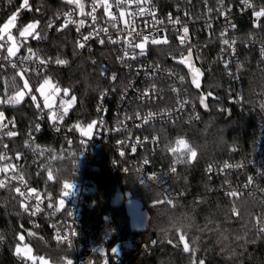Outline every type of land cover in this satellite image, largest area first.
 <instances>
[{
	"label": "trees",
	"instance_id": "obj_1",
	"mask_svg": "<svg viewBox=\"0 0 264 264\" xmlns=\"http://www.w3.org/2000/svg\"><path fill=\"white\" fill-rule=\"evenodd\" d=\"M1 1L0 26L22 3V0H12L11 3L8 0ZM29 2L32 10L21 12L17 26H26L39 20L38 31L46 38L37 41L29 36L25 46L35 48L43 56L66 59L70 64L67 68H51L32 73L29 80L33 91L43 82L44 77L50 78L61 89H69L70 96L75 95L77 98L76 104L69 109L66 120L91 121L97 113L101 93L109 86L104 77L103 62L106 55L97 47L94 51L80 55V49L76 46L79 33L75 25L57 33L47 32L48 21L75 5H68L65 0ZM37 8L40 11L37 12ZM240 20L239 27L244 31L243 36L254 31L248 17ZM12 31L20 42H25L24 37H19L16 28ZM216 46L217 43H209L205 40V35L201 34L197 47L192 50L196 68L202 73L199 89L192 84L188 68L177 63L179 52L184 48L174 41L154 47L153 58L156 61L176 67L187 78L190 97L200 110V119L195 122L178 120L151 125L145 130L160 137L161 148L148 154L155 166L162 165V174L169 164L185 153V150L180 149L178 139L187 141L197 149V156L190 163L175 164L177 172L167 183H163V176H160L156 181L140 184L134 172L126 174L116 169L111 164L108 152L101 154L99 160H94L98 169L89 167L84 171L80 168L81 159L68 149L63 134L53 131L49 125L43 126L35 144L27 148L26 132L37 119V108L29 95L21 103L6 108L8 115L15 118L19 130L16 143L11 147L13 152H25L24 169L30 181L35 186L42 184L43 171L49 167L55 172L57 187L82 173L93 178L98 187V204L85 212L83 239L111 234V247L117 243L122 244L129 238L140 237L141 243L131 253L129 264H193V260L195 264H199L200 260L204 264H264V238L252 242L256 232L252 227L254 218L260 217L264 220V197L249 194L231 197L224 192L226 182L234 184L244 175L238 171L211 179L208 171L209 166L214 163L248 161L258 144L256 116L232 99L229 78L216 52ZM241 51L246 64V70L241 72L243 91L251 99L256 90L264 88V73L256 67L258 52L255 48L244 47ZM197 56L200 58L197 59ZM16 74L17 71L13 69H0V89L6 86L8 95L16 90L11 86L13 77L16 85L22 87L23 81ZM208 92L212 95L207 96L208 107L205 108L200 105L198 97ZM170 148L176 151L172 152ZM262 184L264 185V177ZM10 187L12 191L8 187L0 188V235L3 236L0 264H33L26 260L18 261L15 257V246L21 234L33 246L36 254L54 264H63L65 256H76V245L56 240L45 223L35 226L28 213L20 207L18 201L22 198L14 192L16 185L11 183ZM118 190L126 198H137L142 202L148 213V221L143 229H132L125 203L120 206L113 205V198ZM169 194L173 195L172 205L156 203L158 199ZM233 207L238 210L239 215L232 213ZM177 228L180 229L179 232ZM29 232L35 235L29 236ZM183 233L187 234L185 240L190 248L196 249L194 257L183 251L184 241L180 240ZM237 236L242 239L237 240ZM153 241L156 243L153 244ZM142 244L146 246L142 247ZM103 262L102 256L98 255L95 264H104Z\"/></svg>",
	"mask_w": 264,
	"mask_h": 264
},
{
	"label": "built area",
	"instance_id": "obj_2",
	"mask_svg": "<svg viewBox=\"0 0 264 264\" xmlns=\"http://www.w3.org/2000/svg\"><path fill=\"white\" fill-rule=\"evenodd\" d=\"M251 2L254 4L255 9L257 10L264 6V0H251ZM84 3L85 12L90 11L91 0H86ZM153 3L157 19L165 21V23L159 27L167 29L169 43L171 44L174 41L177 45L184 48V50L179 52V57L177 58L181 57V53L187 55V48L180 44L177 37V32L175 31V29H180V35H182L181 24L173 25L167 23V17L169 14H171L173 18L179 17L181 23L188 26V41L192 46V50L197 47L201 34L205 35V40L209 41V43L211 41L217 43L216 52L219 54L222 66L228 75L232 99L244 109L251 111V113L256 116L258 144L255 149V153L248 161H226L232 165L241 164L243 165L242 167L223 169L224 162L214 163L211 165L212 171L209 172V174L212 179L219 177L220 175L224 176L229 173H236L240 171L244 176L241 179H238L239 182L234 184L226 182L224 186V192L228 194L235 191V196L249 194L250 196L263 198L264 185L262 184V180L264 177V110L261 109L260 105L264 103V88L262 90H256L253 98L251 99H248L246 93H244V82L242 80L241 72L246 70V64L245 59L242 56L241 48L247 47L256 49L258 52L256 67L264 73V57L261 56V48L264 47V17L260 18L258 22L259 26H255L253 8H246L241 3V0H224L223 8L218 5L217 0H208L207 6L205 5L204 0H153ZM208 7L213 9L211 13L208 12ZM1 9L2 1L0 0V13ZM229 9L230 11H227ZM128 10L135 11V5H132ZM112 11L118 15L115 7L112 9ZM220 11H226L227 16L220 15ZM78 12L79 9L76 10V13H74L72 18L77 21L80 19H86V24L80 29L77 40L80 39L81 34H87L91 30L89 25L92 24L90 17L81 16L78 14ZM186 12L188 15H185ZM63 13L59 14V19H52L55 21L56 26L53 28L46 27L48 33L52 31L55 33L59 32L56 30V28L59 27L65 19ZM96 15L100 18L97 20L96 25H92L93 27H109V25L105 23L108 18L104 16L102 7L99 8ZM244 17H248L250 19L249 23L251 29L254 30L249 32L247 36H243L242 33L244 31L239 27V24L241 23L240 19ZM130 19L132 18L126 15L123 19L119 20V26L124 27V20ZM135 21L138 30L144 29L145 21L151 22V17L147 15L144 17H135ZM209 23L211 24V28L206 26ZM232 24L235 25V28L230 26ZM69 26L74 25L70 24L67 27ZM149 30L154 31V29ZM109 31L112 33L114 38H117L115 29L109 27ZM222 32H226V35L223 37L221 36ZM12 33L14 36H16L13 31ZM160 35H164V33H161ZM223 39H229L230 41L235 40L236 42L232 48H229L228 45H224L222 43ZM36 40L42 41L45 40V38ZM0 43H4V41H0ZM10 43L11 42H9V44ZM89 43L90 50L89 48L80 49V55L88 51H94L96 50V47L102 49L103 53L106 55L103 62L104 77L107 79L109 86L103 90V92H107V95L102 96L103 92L101 93L96 108L97 113L91 121H85L82 119L68 121L66 120V116L65 119L59 123V132L63 134L67 142L68 149H71V153L81 159L82 165L80 168L84 169V171L89 167L92 169H98V164L94 162V160H99L101 154L108 152L111 164L123 173L129 174L134 172L137 174L140 184H146L150 181H153L148 179V177L152 174H156L157 179L160 176H163L162 182L167 183V181L171 180L173 175L176 174L177 167L175 165L176 172L172 173L169 170L173 164L172 163L169 164L163 174L160 172L162 165L155 166L148 154L151 151L154 153L157 149L161 148L160 137L158 134H150L145 132V130L151 125L172 123L178 120L195 122L200 119V110L196 102L190 97L187 88V78L178 69H176V67L167 63H161L153 58V53L155 51L154 47L157 45H151L149 43L147 45L146 56L139 57L136 60H128L127 64L130 66H125L117 59V56L122 54L120 49L123 47V40L121 41V44L117 45L107 42L104 45H100L95 40H92ZM28 47L31 46L20 47L17 57L10 58L11 62L17 63V68H13L11 66V62L3 58L7 54L6 50L0 51V65H2L0 66V69H13L18 72L20 69L19 57L30 55L27 51ZM31 48L34 52L38 53L35 48ZM136 51L138 52L139 49H136ZM38 55L42 59L51 58L52 61L55 60L51 56H43L39 53ZM225 62L228 64L227 68L225 67ZM69 65V63L66 65H58L54 62L41 65L39 60L33 57L32 59L23 63V67L29 69V72L24 78L29 80L30 75L37 71H45L51 68H67ZM238 65L243 66L239 71H237ZM138 69L139 74H137ZM113 72H115L118 76V79L115 82L108 78ZM169 72H173L175 75L169 76ZM179 76L185 77L183 82L179 80ZM152 83H155L156 85L155 97L151 100L147 98L143 100L137 99V89L142 90ZM173 88L180 89L181 91L179 93L174 92L172 90ZM6 90V86L0 89V99L7 98L8 94ZM65 97L67 96L61 95V92L58 94L59 100L55 105H53L51 110L52 112H61L62 114V110L59 109L58 106L60 100L64 99ZM181 98L189 101L184 105L182 111L177 110L179 108L177 101ZM39 103L42 104L41 106H43L41 101ZM13 105L17 104H0V111L4 113L3 122L8 123V127L6 129L0 130V152L5 153L8 157V159L0 161V167H2L4 164L18 165V171L23 172L24 179L27 181L28 187L35 188L41 193V198L44 202L40 206L44 210L34 216L28 213L31 221L35 224V226L45 223L56 240H58V235L61 237L67 236V241H64L63 243L76 245V256H65L63 264H67L68 260H71L72 264H95L98 255L102 256L104 259V264H129L131 260V253L136 251V249L139 247V244L141 243L140 237L129 238L122 244L117 243L111 247L109 246L111 234L103 235L102 237H88L83 239L82 226L85 212L88 209H93L98 204L96 198L98 187L93 178L85 173L79 174L77 177L70 178L69 180L65 181L73 185L72 188L65 190L63 185L60 187L55 185L56 175L53 168L49 167L43 171L44 181L42 184L35 186L30 181L28 173L24 169L26 164V159H24L25 152H13L11 147V145L16 143V138L19 134L15 118L9 116L6 110V108ZM101 107L103 110L99 111L98 108ZM44 112V119H40V112L38 111L37 119L26 132L27 136L25 137V141H28L29 145L27 148L35 144V140L42 132L43 126L49 125L53 131H56L52 121L47 118V113L49 110L45 109ZM137 112L141 114V117L146 116L148 112H154L158 115L150 120L149 123L144 124L142 119L136 118L135 114ZM166 112L169 114L159 115L160 113ZM126 116H130L132 118L125 119ZM196 116H199V119H196ZM101 118L105 122L104 125L101 127H94L91 137L82 134V132L87 130V125L89 123H91L93 120H98ZM10 121L14 123H9ZM118 121L124 122V124L127 126L126 130L123 128L121 131L114 130L117 127H121ZM77 122L82 125V129L80 131H69L71 126ZM36 124L40 125L39 131L35 130ZM137 125L140 126L137 127ZM9 130L16 132L17 135L14 137H8L4 133ZM145 137L148 139L145 140ZM153 137H156L157 139L153 141ZM137 139L143 141V143L136 144ZM119 141H125L123 147H121V145L118 143ZM134 144L136 145L135 152L131 150V145ZM4 145H7V148H4ZM121 151L125 153L124 156L120 155ZM18 153L21 154V156L19 159H16V155ZM145 158L149 160L148 164H143V160ZM125 169H127V171H125ZM137 169H139V171H137ZM49 172L53 174L52 180L48 179ZM0 175L2 179H5L6 176H12L13 172L11 170H9L8 173L0 172ZM249 177L253 178V183L250 185L248 184ZM141 181H143V183ZM11 183L15 184L16 186H20L19 181L17 180H13ZM245 185L248 186L245 187ZM21 190L24 191V188L21 187ZM64 191H67L69 194L66 196L63 195ZM47 194L51 195L54 206L60 208V210L56 211L54 215L51 214L53 209H49L47 207L49 203V200L45 198ZM168 196L173 199L172 194H169ZM127 199H131L134 206L139 205L141 208H143L142 202L139 199L132 197L126 198V195H124L123 204ZM60 200H63L62 205H60ZM35 203L36 201L33 199L29 206L34 205ZM127 212L130 216L131 211L127 209ZM132 221L133 220H131V226L133 230L143 229L147 224L148 215L144 220L145 226L142 228L135 227ZM73 233L75 234L73 235ZM2 242L3 240H0V245ZM145 246V244H142V247ZM113 248L117 249L116 253L112 252ZM99 249H103V252H100ZM15 257L18 261H22L16 255V253Z\"/></svg>",
	"mask_w": 264,
	"mask_h": 264
},
{
	"label": "snow or ice",
	"instance_id": "obj_3",
	"mask_svg": "<svg viewBox=\"0 0 264 264\" xmlns=\"http://www.w3.org/2000/svg\"><path fill=\"white\" fill-rule=\"evenodd\" d=\"M9 3L12 2V0H8ZM65 3L68 5H75L74 8L69 9V11L63 13V16L65 17L63 23L56 28L57 31H62L64 28H66L68 25H76V31L79 33L80 29L83 28L86 24V19H80V20H75L73 19L74 13H76V10L79 9L78 14L81 16L85 17H90L92 24L89 25L90 31L87 34H81L80 39L76 41V46L78 49H85L89 48L90 50V41L95 40L97 43L100 45H104L106 42L117 45L121 44V41L123 40V47L120 49L121 55L117 56L118 61L121 64H124L125 66H130L127 64L128 60H136L139 57L146 56L147 55V45L150 43L151 45H167L169 43V39L167 36V29L159 27L160 25H163L165 21L157 19L156 12L154 9V3L153 0H91L90 3V11L85 12V3L83 0H65ZM205 5L207 6L208 0H204ZM218 5H220L221 8L224 6V0H217ZM241 3L246 7V8H253V16L255 17L254 24L255 26H259V20L261 17H264V6L260 7L258 10L255 9L254 4L251 2V0H241ZM132 5H135V11H129L128 9L131 8ZM147 6V7H145ZM103 8V14L106 16L108 19L105 21L106 24L109 25L112 29H115L116 31V37L114 38L112 33L109 31V27H93L92 25H96L97 20L100 18L96 15L97 11L99 8ZM115 7V9L118 12V15L115 14L112 9ZM23 10H32V5L30 4L29 0H22V3L19 5V8L16 9L15 12H13L7 19L5 23H3L2 26H0V41H4V43H0V51H5L6 50V56L3 58L5 60H10V58L17 57V54L20 50V47L25 46L26 40L28 36H31L33 39H41V38H46L45 36H42L41 32L38 31V28L40 27V21L39 20H34L33 22L28 23L26 26L18 27L17 26V20ZM36 11H40L39 8L36 9ZM213 9L211 7H208V12L211 13ZM227 11H230L227 10ZM129 16L132 19L130 20H124V27L119 26V20L123 19L125 16ZM145 15L151 17V22L145 21V28L144 29H139L137 28V24L135 21V17H144ZM185 15H188L186 12ZM220 15L227 16L226 11H220ZM59 15H57L56 19H59ZM167 23L169 24H181L182 27V35H180V29H175L177 32V37L179 39V42L181 45L185 46L187 48V55L184 53H181V57L177 59L176 57H173V59H177V63L179 64H184L186 67L189 68L190 73L192 74V84L195 85L197 89L200 88V83L198 77L202 75L200 72L199 68H196L194 64H192L191 57H192V46L190 45L188 41V36H189V28L187 25H184L181 23V20L179 17L173 18L171 14L167 17ZM55 21L50 20L48 21L46 27L47 28H53L55 27ZM208 28H211V24L206 25ZM232 28H235V25L232 24L230 25ZM16 28L17 33L19 37H24L25 42L22 43L17 40V37L14 36L11 33V29ZM149 29H154V31H150ZM161 33H164V35H160ZM103 34V35H101ZM226 32H222L221 36H225ZM9 42H11L9 44ZM235 40H229V39H223L222 43L224 45H228L229 48H232V46L235 44ZM136 49H139L137 52ZM27 51L30 55L28 56H22L19 57L20 60V69L17 72L16 75H18L21 80L23 81L22 87H19L15 83V77H13V84L11 85L15 90L14 94L7 95L6 99H0V104H19L21 101L24 99L25 95H29L31 97L32 102L34 103L35 107L37 110L40 112V119H44L45 117V109H48L49 112L47 113V118L52 121L53 126L55 127L56 131H60V127L58 126L60 122H62L65 117L68 115V111L70 108H72L75 103H76V97L74 95L70 96V90L67 88L61 89V87L58 84H54L52 80L48 77L43 78V82L39 84L35 88L36 92H39L41 95L44 94V88L45 86H48L51 88L53 94H59L61 91L63 92L64 96H70L69 99H61L59 103V109L62 110L61 112H52L53 104L49 102V96H44L43 99V106L39 102H37V97L36 95L33 94V89L30 86L29 80L25 79V75L29 72L28 68L23 67V63L25 61H28L35 57L37 60H39V63L41 65H46L47 63L54 62L58 65H66L68 61L66 59H62L60 57H56L54 61L49 59H42L38 53L34 52L31 47L27 48ZM223 51V49H222ZM261 56L264 57V47L261 48ZM197 59L200 57L197 56ZM95 63V61H93ZM2 66V65H0ZM11 66L13 68H17L18 65L15 62H11ZM225 67H228L227 62H225ZM243 66L238 65L237 66V71H239ZM103 74V73H102ZM137 74H139V69L137 70ZM175 73L169 72V76H173ZM111 81L115 82L118 79V76L115 72H113L109 77ZM185 79L184 76H179V80L183 82ZM131 86V85H129ZM27 90V91H25ZM174 92L179 93L181 90L177 88L172 89ZM7 91V90H6ZM138 96L136 97L137 99L143 100L145 98L151 100L155 97L156 95V85L155 83L150 84L148 87L140 90L137 89ZM107 95V92H103L102 96ZM212 93L208 92L206 95L205 94H200L198 99L200 105L203 107L207 108L208 105L206 103L207 96H211ZM178 104L179 108L177 110L182 111L183 107L185 104H187L189 101L185 99H178ZM261 109L264 110V103L260 105ZM99 111H102V107L98 108ZM169 113H160L159 115H167ZM158 114L154 112H148L146 116L141 117V114L137 112L135 114L137 119H142L144 124L149 123L150 120L155 118ZM132 117L126 116L125 119H131ZM196 119H199V116H196ZM4 113L0 111V130L6 129L8 127V123H4ZM9 123H14V122H9ZM104 120L98 119V120H93L91 123L87 125V129L90 131L94 127H101L104 125ZM118 123L121 125V127H117L114 129L115 131H121L122 128L126 130L127 126L124 124L123 121H118ZM140 125H137L139 127ZM82 129V125L77 122L76 124L72 125L69 131L72 130H77L80 131ZM35 130L39 131L40 130V125L36 124L35 125ZM8 137H14L17 135L16 132L14 131H7L4 133ZM84 135H88V132H82ZM145 140L148 138L145 137ZM153 141H155L157 138L153 137ZM121 147L124 146L125 141H119L118 142ZM143 141L137 139L136 144H142ZM177 143L180 145H183L185 149V153L182 156H178L176 160L173 161L172 166L170 167V171L172 173L176 172V167L175 164L177 163H190L192 160H194L197 156V149L194 146L189 145L185 140L183 139H178ZM25 145H28V141H25ZM4 148H7V145L3 146ZM38 147V146H37ZM131 150L133 152L136 151V145H131ZM172 152H175L176 149H169ZM121 156H124L125 153L123 151L120 152ZM21 154L16 155V159H19ZM8 157L6 156L5 153L0 152V161L6 160ZM149 160L145 158L143 160V164H148ZM243 165L241 164H236L232 165L229 164L228 162H224L223 164V169H229L232 167H242ZM19 166L14 165V164H4L2 167H0V172L2 173H8L9 170L13 172V175L10 177H7L5 179H0V188H5L8 187L10 191L13 189L10 187L11 181L17 180L19 181L20 186L14 187V192L19 195L21 200H19L20 207L23 209L24 212L29 213L30 215L34 216L37 213L42 212L44 209L41 208V204L44 202L43 199L41 198V193L37 191L35 188H29L27 181L24 179V174L22 171H18ZM222 169V170H223ZM127 171V169H125ZM139 171V169H137ZM209 172L212 171V166H209L208 169ZM48 179L52 180L53 179V174L51 172L48 173ZM149 180L156 181L157 177L156 174H152L151 176L148 177ZM143 183V181H141ZM253 183V178L249 177L248 178V184ZM248 185H245L247 187ZM21 187L24 188V191L21 190ZM73 185L70 183L65 182L63 184V188L65 190L72 188ZM69 193L67 191L63 192V195H68ZM228 195L235 196L236 192H230ZM16 197H13L15 199ZM46 199L49 200V203L47 207L49 209H53V212L51 213L52 215L55 214L56 211H59L60 208L54 206L52 203V197L50 194H47L45 196ZM35 200L36 203L34 205L29 206L30 202L32 200ZM156 203H167L169 205L173 204L172 198L170 196H164L162 199H158ZM63 204V200H60V205ZM233 214L239 215L238 210L233 207L231 209ZM70 215V213H69ZM252 227L256 229L255 232V237L252 240V242H255V239L258 238H264V220H261L260 217H255L254 222L252 223ZM177 231L179 232L180 229L177 228ZM75 233H73L74 235ZM29 236H34L35 233L29 232ZM187 234L183 233L180 235V240L184 241L183 245V251L186 253H191L192 256H195L196 249L190 248L189 243L185 240V236ZM247 235V233H245ZM57 239L59 242H64L67 241V236L61 237L60 235L57 236ZM227 239V237H225ZM237 240L242 239V237L237 236ZM0 240H3V236L0 235ZM19 241H24V236L19 235L18 237ZM153 244L156 243V241L152 242ZM171 243V241H169ZM195 241H193V244ZM100 252H103V249H99ZM113 253L117 252V249L113 248L112 249ZM16 255L22 260H31L33 261V264H36V261L39 260L40 264H48V261L44 257H33L32 255V249L29 247L27 244H17L16 249H15ZM67 264H72L71 260L67 261ZM193 264H195V260H193ZM199 264H204L203 260L199 261Z\"/></svg>",
	"mask_w": 264,
	"mask_h": 264
},
{
	"label": "rangeland",
	"instance_id": "obj_4",
	"mask_svg": "<svg viewBox=\"0 0 264 264\" xmlns=\"http://www.w3.org/2000/svg\"><path fill=\"white\" fill-rule=\"evenodd\" d=\"M13 29V28H12ZM12 29L10 30L11 31V33H12ZM13 34V33H12ZM30 83V82H29ZM42 83V82H41ZM40 84V83H39ZM39 84H38V86H39ZM30 86L32 87V85H31V83H30ZM25 91H27V90H25ZM33 94L34 95H36V97H37V101L38 102H42L43 103V99H44V96H49V102L50 103H52L53 105H55L56 103H57V101L59 100L58 99V94H53L52 93V90H51V88L50 87H48V86H45V88H44V94L43 95H41L39 92H36V91H33ZM26 96V95H25ZM75 96V95H74ZM76 97V96H75ZM70 98V96L69 97H65L64 99L65 100H67V99H69ZM76 104V103H75ZM71 109V108H70ZM94 129V128H93ZM93 129H91L90 131L87 129L85 132H88V137H91L92 136V133H93ZM187 142V141H186ZM188 143V142H187ZM179 146H180V149L181 150H185L184 149V147H183V145H180L179 144ZM125 205H126V207H127V209L129 210V211H131V214H130V217H131V220H133L132 221V223H133V225L135 226V227H137V228H142V227H144L145 226V222H144V220L146 219V217H147V215H148V213L146 212V210L145 209H143V208H141V206H139V205H137V206H134L133 204H132V201H131V199H127L126 200V202H125ZM21 235H23V234H21ZM24 236V235H23ZM19 244H21V246H23V244H27V245H29V247L32 249V255H33V257H41L40 255H38V254H36L35 252H34V249H33V246L29 243V242H26V238H25V236H24V241H19L18 242ZM17 243V244H18ZM17 244H16V246H17ZM16 246H15V249H16ZM47 260V259H46ZM26 261H28V262H30V263H33V261H31V260H26ZM48 261V264H54V263H52V262H50L49 260H47ZM36 264H40V262H39V260H37L36 261Z\"/></svg>",
	"mask_w": 264,
	"mask_h": 264
},
{
	"label": "water",
	"instance_id": "obj_5",
	"mask_svg": "<svg viewBox=\"0 0 264 264\" xmlns=\"http://www.w3.org/2000/svg\"><path fill=\"white\" fill-rule=\"evenodd\" d=\"M190 62H191L192 64H194L195 67H196V64H195V61H194L193 55H192V57H191V61H190ZM187 68H188V67H187ZM188 70H189V68H188ZM191 76H192V74H191ZM198 79H199V83H200V81H201V79H202L201 75L198 77ZM123 202H124V194L122 193L121 190H118L117 193H116V195H115V197L113 198V205H114V206H120V205L123 204Z\"/></svg>",
	"mask_w": 264,
	"mask_h": 264
}]
</instances>
